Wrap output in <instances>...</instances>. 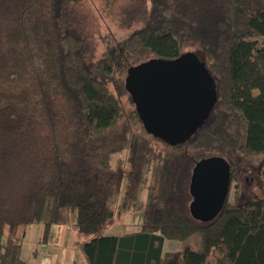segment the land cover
Segmentation results:
<instances>
[{"label":"trees","instance_id":"16d2710c","mask_svg":"<svg viewBox=\"0 0 264 264\" xmlns=\"http://www.w3.org/2000/svg\"><path fill=\"white\" fill-rule=\"evenodd\" d=\"M103 1L114 5L131 65L186 53L202 60L218 87L212 113L227 127L219 137L200 129L207 142L194 146H169L143 128L164 156L165 176L139 230L80 245L87 264H264L263 197L227 198L211 220L189 212L198 161L226 160L231 186L235 153L264 155V0ZM96 31L84 0H0V264H29L20 228L43 222L46 241L70 207L78 208L81 230L98 232L123 175L113 157L128 148L130 192L139 187L148 151L133 149L130 129L119 123L123 109L101 80L112 70L102 63L105 42ZM127 119L141 122L136 111ZM260 175L264 184V167ZM196 236V250L163 251L165 241Z\"/></svg>","mask_w":264,"mask_h":264},{"label":"rangeland","instance_id":"374dc122","mask_svg":"<svg viewBox=\"0 0 264 264\" xmlns=\"http://www.w3.org/2000/svg\"><path fill=\"white\" fill-rule=\"evenodd\" d=\"M84 3L95 17L97 36L105 42L100 48L99 55H103V65L110 64L112 71L110 74L102 76L101 80L121 102L123 114L119 123L123 122L122 125L130 129L133 149L137 145H144L148 153L144 157L139 187L133 194L130 192L129 177L133 153L128 148L122 153L114 155L112 167L117 168L121 162L123 175L118 182L114 196L108 201L106 222L98 232L81 230L77 224L78 208L70 207L64 212L63 222L52 224L48 228L46 241L40 244L38 241L42 240L45 230L43 222L20 228L17 237L22 245L21 257L23 260L32 253L33 247L36 245L50 254L54 252L65 264H87L80 245L97 236H117L139 230L144 211L152 197L155 196V190H157L160 180L165 176L164 156H159L160 152L154 148L150 137L143 134L142 123L131 124L127 119L128 114L136 109L125 89V80L129 68L137 64L131 65L124 58V34L117 31L113 25L114 5L107 6L103 0H84ZM198 61L202 62L199 58ZM226 127L227 122L222 117L214 116L211 110L202 127H199L183 144L188 146L204 144L207 142V138L200 129L210 128L211 133L215 132V136L219 137L223 135ZM234 157L237 181L230 186L229 201L232 202L235 195H237V202L240 204L248 199L264 198V184L260 175L264 167V155L244 159L235 153ZM131 194L132 196H130ZM198 243L199 237L197 236L186 243L165 241L163 251H176L185 247L196 250Z\"/></svg>","mask_w":264,"mask_h":264},{"label":"water","instance_id":"95a60500","mask_svg":"<svg viewBox=\"0 0 264 264\" xmlns=\"http://www.w3.org/2000/svg\"><path fill=\"white\" fill-rule=\"evenodd\" d=\"M193 53L182 55V59H195ZM181 59V58H180ZM158 59H150L129 68L125 89L133 104L145 132L152 137L164 138L169 145L165 132L194 133L199 123L209 114L216 102L215 83L207 72L200 74H181L171 79H156L146 91L145 112L139 107L135 86L145 75L153 78L150 68L167 65ZM212 98V103H211ZM166 136V137H165ZM181 142V141H178ZM230 190V167L220 157H208L198 161L192 169L189 193L192 198L189 212L194 219L206 221L215 218L226 203Z\"/></svg>","mask_w":264,"mask_h":264},{"label":"flooded vegetation","instance_id":"af4514ba","mask_svg":"<svg viewBox=\"0 0 264 264\" xmlns=\"http://www.w3.org/2000/svg\"><path fill=\"white\" fill-rule=\"evenodd\" d=\"M146 61H148V60H146ZM146 61H143V62H146ZM143 62H141V63H143ZM166 64L167 65H163V66L159 65L156 68H150L148 70V74L154 72L153 78L150 79L148 76L145 75V78L141 77L135 86L139 107L143 110V112H145L146 91L149 89V87L152 83H155L157 78L160 77L161 79H171V77L176 76L177 73L179 76L181 74H186V73L188 74V72H190V71L193 74L197 73V74H200L201 76H204L207 73V69L204 66V63L199 62L197 58L189 59V60H184L181 58V59H178V60H175L172 62H167ZM211 103H212V98H211ZM136 113L139 117V113L138 112H136ZM208 116H209V114H207V116L199 123L198 128L202 127V125L207 120ZM164 134L168 135L167 137H168L169 141L173 142L174 145H169L168 141H166V139H164V138H157L156 137V139L161 140L164 144H167L169 146H180L186 140H188L193 133L190 135V132L184 133V132L180 131L179 129H176V131L174 133L164 131ZM178 141H181V142H178Z\"/></svg>","mask_w":264,"mask_h":264},{"label":"crops","instance_id":"0c3cea01","mask_svg":"<svg viewBox=\"0 0 264 264\" xmlns=\"http://www.w3.org/2000/svg\"><path fill=\"white\" fill-rule=\"evenodd\" d=\"M40 243L42 242L38 241V244ZM34 251H36L35 254ZM25 260H28L29 264H65L63 260L60 259V257L54 252L50 254L36 245L33 247L32 253L29 254Z\"/></svg>","mask_w":264,"mask_h":264}]
</instances>
